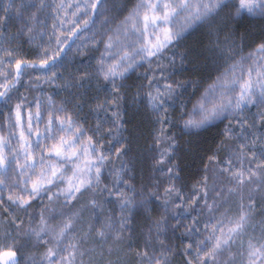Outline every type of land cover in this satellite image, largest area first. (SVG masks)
<instances>
[{
  "label": "clouds",
  "instance_id": "clouds-1",
  "mask_svg": "<svg viewBox=\"0 0 264 264\" xmlns=\"http://www.w3.org/2000/svg\"><path fill=\"white\" fill-rule=\"evenodd\" d=\"M0 264H264V0H0Z\"/></svg>",
  "mask_w": 264,
  "mask_h": 264
},
{
  "label": "snow or ice",
  "instance_id": "snow-or-ice-1",
  "mask_svg": "<svg viewBox=\"0 0 264 264\" xmlns=\"http://www.w3.org/2000/svg\"><path fill=\"white\" fill-rule=\"evenodd\" d=\"M19 63V62H18ZM17 119H19V112H17Z\"/></svg>",
  "mask_w": 264,
  "mask_h": 264
}]
</instances>
